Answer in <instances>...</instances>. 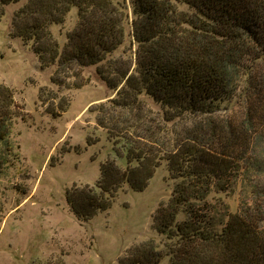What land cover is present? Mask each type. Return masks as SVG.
Segmentation results:
<instances>
[{"label":"trees","instance_id":"1","mask_svg":"<svg viewBox=\"0 0 264 264\" xmlns=\"http://www.w3.org/2000/svg\"><path fill=\"white\" fill-rule=\"evenodd\" d=\"M22 1L0 0V21L19 6L9 36L31 44L42 70L55 67L54 86H85L83 71L95 68L116 93L98 107V122L124 143L128 166L107 160L95 187L69 192L75 217L108 210L124 186L142 191L165 163L177 183L153 229L167 243L135 248L129 262L264 264V0ZM72 9L75 26L60 42L52 29ZM20 113L0 85V180L21 163ZM245 166L257 179L250 202L216 219L222 205L211 195L228 192Z\"/></svg>","mask_w":264,"mask_h":264},{"label":"rangeland","instance_id":"2","mask_svg":"<svg viewBox=\"0 0 264 264\" xmlns=\"http://www.w3.org/2000/svg\"><path fill=\"white\" fill-rule=\"evenodd\" d=\"M18 7L7 8L0 21V85L13 92L21 111L13 131L21 163L0 180V264H131L128 258L144 244L152 242L162 251L167 241L154 231L153 216L168 203L177 183L165 163L145 189L136 192L124 186L108 210L89 220L80 221L71 211L68 193L95 187L107 160L122 169L128 166L124 143L98 122V107L116 93L96 76L95 68L83 71V79H89L85 86H54L55 67L42 70L31 44L9 36ZM75 16L72 9L65 24L52 29L60 42L75 26ZM257 151H250L249 157L257 159ZM245 168L229 182L228 192L211 195V203L222 205L215 209L216 219L225 208L236 214L250 202V186L257 179ZM169 263L164 256L158 264Z\"/></svg>","mask_w":264,"mask_h":264}]
</instances>
